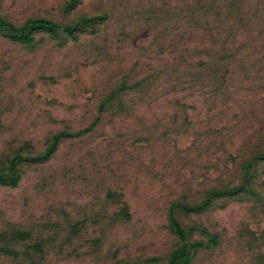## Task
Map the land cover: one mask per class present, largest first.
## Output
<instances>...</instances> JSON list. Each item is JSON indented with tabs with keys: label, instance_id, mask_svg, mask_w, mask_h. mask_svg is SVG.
Segmentation results:
<instances>
[{
	"label": "rangeland",
	"instance_id": "rangeland-1",
	"mask_svg": "<svg viewBox=\"0 0 264 264\" xmlns=\"http://www.w3.org/2000/svg\"><path fill=\"white\" fill-rule=\"evenodd\" d=\"M0 18V264H264V0Z\"/></svg>",
	"mask_w": 264,
	"mask_h": 264
},
{
	"label": "trees",
	"instance_id": "trees-1",
	"mask_svg": "<svg viewBox=\"0 0 264 264\" xmlns=\"http://www.w3.org/2000/svg\"><path fill=\"white\" fill-rule=\"evenodd\" d=\"M0 27L11 32L15 38H18L24 41L31 39V34L36 31H51V30H57V29L62 28L72 33L76 30L75 27L63 26L52 20L43 19V18L28 20L25 24H23L20 27L14 26L11 23H8L5 20L0 18ZM18 159H19L18 157H15L12 160V165H11L12 169L17 164ZM3 178H4V174L0 172V180ZM180 254H183V253L180 252ZM177 257L178 255L174 257V260H176Z\"/></svg>",
	"mask_w": 264,
	"mask_h": 264
}]
</instances>
